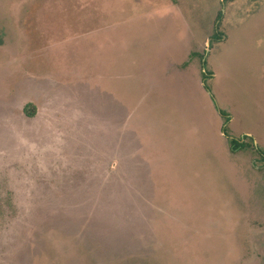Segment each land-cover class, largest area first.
Instances as JSON below:
<instances>
[{
	"label": "rangeland",
	"instance_id": "1",
	"mask_svg": "<svg viewBox=\"0 0 264 264\" xmlns=\"http://www.w3.org/2000/svg\"><path fill=\"white\" fill-rule=\"evenodd\" d=\"M263 63L264 0H0V264H264Z\"/></svg>",
	"mask_w": 264,
	"mask_h": 264
},
{
	"label": "crops",
	"instance_id": "2",
	"mask_svg": "<svg viewBox=\"0 0 264 264\" xmlns=\"http://www.w3.org/2000/svg\"><path fill=\"white\" fill-rule=\"evenodd\" d=\"M186 64H188V62H186L184 65H186ZM184 65L183 64L179 65V63H178L176 66L174 65L172 67V69L175 70L174 73H176L175 75H177L176 81H178V82H179L178 74H181V73L184 72V69H183ZM256 70H257V72H256L257 82L255 83V88H254L255 95H257L259 93L260 97L262 98V100H264V63L261 66L258 64V66L256 67ZM166 83L168 85H170L168 82H166ZM257 84H258V86H257ZM171 87H172V89H174V88H176L178 86L177 85H172ZM147 93H150L149 97H153L155 95V91L154 90H151V91H149ZM145 96H146L145 94L141 95L140 102L141 103L143 102L144 104H147V100H148L149 97H145ZM256 106L258 108H260L259 102L256 104ZM212 112L214 114L213 116H214V118L216 120L217 125H219V127L217 126V128L219 129L218 131H220L218 135H219L220 138L224 139L225 146L227 147V148H222V153H223L224 156H226V160H230V162H228V163H230L231 166L233 165L234 167H236V168H238L240 170L239 167L241 166V162H243V159L248 157L250 150H252V151L254 150V146L246 144V148L232 151L231 148L229 147V143L227 141V137L225 135V131L223 130L224 126L222 127V124H223L222 116L220 115L219 112H217V114H216V112L214 110H212ZM253 125L255 127V131H254V129H251L248 133H245V135H247L246 137L251 136L253 138V140H255L253 135L255 134V132L258 133V130H259L260 125H261L260 124V120L257 117L254 118ZM230 131H231V128H230ZM251 144H252V142H251ZM116 153H117V148H115V153L112 154V159L113 160H111L109 165L107 166V173H108V176L111 175V177H109V178L114 179V180L116 178H118L119 176H121V174H122V177H121L122 179L121 178H119V179L123 180V182H122L123 186H127L129 184L128 180H127V174H128V172H130V169L128 170L127 166H125L124 163L122 164V167H120L118 165L119 163L115 161L116 160ZM215 156H219L218 148H217V150L215 152ZM226 160H225V162H227ZM123 162H125V161H123ZM250 166H253V163L250 164Z\"/></svg>",
	"mask_w": 264,
	"mask_h": 264
},
{
	"label": "trees",
	"instance_id": "3",
	"mask_svg": "<svg viewBox=\"0 0 264 264\" xmlns=\"http://www.w3.org/2000/svg\"><path fill=\"white\" fill-rule=\"evenodd\" d=\"M221 18V13L217 16V19L219 20ZM215 36V35H214ZM213 36V37H214ZM23 113L27 116V117H33L35 114V107L32 104H27L24 109H23ZM220 115L222 117H225L224 113L220 112ZM227 120V119H226ZM224 130V129H223ZM230 143V148L232 151L238 150V149H243L246 147L245 144H241L239 141H235L233 139L229 140Z\"/></svg>",
	"mask_w": 264,
	"mask_h": 264
}]
</instances>
